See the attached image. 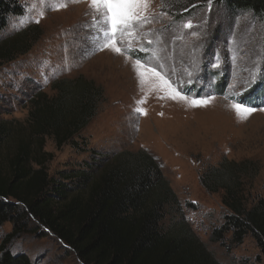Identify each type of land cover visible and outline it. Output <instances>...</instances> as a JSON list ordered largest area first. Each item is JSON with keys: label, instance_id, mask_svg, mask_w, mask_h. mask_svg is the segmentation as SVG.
Here are the masks:
<instances>
[{"label": "rangeland", "instance_id": "rangeland-1", "mask_svg": "<svg viewBox=\"0 0 264 264\" xmlns=\"http://www.w3.org/2000/svg\"><path fill=\"white\" fill-rule=\"evenodd\" d=\"M215 1L148 0L142 13L147 19L135 24L132 35L117 33V53L105 46L107 25L90 0H22L24 15L10 19L0 43L32 26L39 31L31 34L37 41L28 53L0 62V122L13 121L29 131L34 96L53 97L52 84L58 79L93 81L104 98L97 116L76 138L88 144L58 148L53 138H46L48 174L60 182L64 172L82 166L93 151L109 158L145 151L160 163L180 201L167 208L164 227L183 215L219 264H264L251 236L240 245L231 242L230 234L223 244L211 240L227 209L223 191L212 192L202 184L208 169L250 161L257 174L244 177L247 202L264 198V24L251 13H227ZM136 60L189 100L210 101L193 106L170 98L151 79L142 85ZM254 90L262 106L247 104L245 96ZM233 102L257 110L238 116L230 107ZM32 221L12 243L13 254H26L34 264H78L64 243ZM12 229L10 223L0 224V243Z\"/></svg>", "mask_w": 264, "mask_h": 264}, {"label": "trees", "instance_id": "trees-1", "mask_svg": "<svg viewBox=\"0 0 264 264\" xmlns=\"http://www.w3.org/2000/svg\"><path fill=\"white\" fill-rule=\"evenodd\" d=\"M215 3L227 13H251L264 24V0ZM24 13L22 0H0V33L12 17ZM38 31L32 26L2 41L0 62L28 53L37 41L31 34ZM52 90L53 97L38 93L32 99L29 131L13 121L0 122V224L13 226L0 243V264H34L10 249L32 219L64 243L78 264H219L183 215L163 226L167 208L180 201L160 163L147 152L125 151L109 158L93 151L82 166L64 172L60 182L48 174L46 138H53L58 148L87 145L76 138L97 116L104 98L102 87L81 76L58 79ZM255 92L245 96L247 104L262 106ZM250 174H257L255 164L245 161L221 163L202 176L209 191H223L227 209L211 240L223 244L230 234L231 242L240 245L251 236L264 256V198L248 204L243 180Z\"/></svg>", "mask_w": 264, "mask_h": 264}, {"label": "snow or ice", "instance_id": "snow-or-ice-1", "mask_svg": "<svg viewBox=\"0 0 264 264\" xmlns=\"http://www.w3.org/2000/svg\"><path fill=\"white\" fill-rule=\"evenodd\" d=\"M90 7L98 14L99 20L107 25L105 29V37L107 40L105 46L111 47L113 51L120 53L121 49L116 46L117 33L121 36L132 35L135 24L142 23L147 19L142 13L148 7V0H90ZM187 26L191 27L190 24ZM134 66L136 67L142 85L151 79L152 86L167 90L172 99L179 97L191 103L193 106L206 105L211 99V97H208L201 100H189L187 97L182 96L180 92L176 91V89L172 88L167 80L160 77L159 73L151 68H146L139 60L135 61ZM213 66L219 67V64L217 63ZM254 79L255 76L253 74L249 82L254 81ZM245 87H247V83ZM143 102V100L139 101V103ZM230 107L236 111L238 116L245 118L257 110L255 107L235 102L231 103ZM260 110L264 111V109ZM137 111L144 112L142 108H138Z\"/></svg>", "mask_w": 264, "mask_h": 264}]
</instances>
